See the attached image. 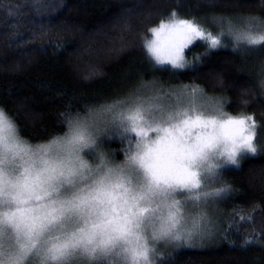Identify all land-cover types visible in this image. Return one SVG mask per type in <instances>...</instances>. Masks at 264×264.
Listing matches in <instances>:
<instances>
[{
    "label": "trees",
    "instance_id": "1",
    "mask_svg": "<svg viewBox=\"0 0 264 264\" xmlns=\"http://www.w3.org/2000/svg\"><path fill=\"white\" fill-rule=\"evenodd\" d=\"M249 17L264 19V0H0V107L31 144L66 133L69 115L83 118L146 89L151 97L198 88L226 116H254L257 153L218 170L214 188L230 191L217 199L216 236L160 260L264 264V46L237 45L228 32L229 21L242 27ZM173 18L220 44L198 39L184 67L158 64L147 42Z\"/></svg>",
    "mask_w": 264,
    "mask_h": 264
},
{
    "label": "clouds",
    "instance_id": "2",
    "mask_svg": "<svg viewBox=\"0 0 264 264\" xmlns=\"http://www.w3.org/2000/svg\"><path fill=\"white\" fill-rule=\"evenodd\" d=\"M188 107L191 111L190 103ZM197 107L211 116L210 105ZM0 114L11 125L0 131V173L6 184L0 212L22 209L24 231L32 234L22 264H131L137 238L150 248L166 243L197 211L195 190L166 178L157 183L141 161L160 144L162 129L183 119L181 110L145 114L144 123L122 113L107 124L89 125L87 146L68 143L67 126L66 133L52 134L43 142L50 146L47 151L32 148L27 154L8 150L28 137L3 107ZM175 162L178 155L172 153L158 161L161 169ZM207 167L208 162L200 165L201 181L207 178ZM100 188L111 196L97 198ZM17 189L23 190L19 202L14 198ZM5 231V250L15 251L11 230ZM109 240L112 246L102 251L101 242Z\"/></svg>",
    "mask_w": 264,
    "mask_h": 264
},
{
    "label": "snow or ice",
    "instance_id": "3",
    "mask_svg": "<svg viewBox=\"0 0 264 264\" xmlns=\"http://www.w3.org/2000/svg\"><path fill=\"white\" fill-rule=\"evenodd\" d=\"M228 32L232 35L240 45L243 42L249 46H264V19L249 17L245 19V24L238 27L228 22ZM157 40L153 41L149 48L155 55L156 60L163 62L168 60L171 64L177 67H184L182 62V50L194 40L205 39L210 41L212 48H216L220 44L219 39L215 36L205 35L197 24L179 20L171 24H161L160 30L156 31ZM235 50V49H234ZM87 79V77H86ZM260 89L264 91V79L260 81ZM183 119L175 126L164 127L161 142L156 149H151L141 158L144 166L149 170L153 179L159 183L161 179H170L175 184L187 188L190 191L195 190L196 201H205L209 196L219 198L224 193L230 191L225 188L213 193L203 191L201 186L200 165L208 162L207 178L219 177L220 163H230L237 165V155L241 150H246L252 154L257 153V148L253 141L256 138L252 129L256 126L254 116H240L235 118L218 119L216 116L203 118L200 115L192 116L189 111L181 110ZM213 111L219 112V106H216ZM145 114H155L153 111L142 109L138 103H133V107L129 108V116H134L138 123L145 122ZM61 115H64L63 113ZM251 121V123H249ZM69 127L68 143L73 145L87 146L90 137L86 136L89 123L85 118L79 115L67 117ZM5 126L9 128L6 118L0 114V131ZM264 129V125H261ZM201 130L199 134L193 135V130ZM210 130V131H209ZM184 141V143H181ZM0 146H2V138H0ZM179 146V147H178ZM50 146H40L38 150L47 151ZM9 151L16 154L23 152L27 154L31 151L30 148L23 146L20 143H14L8 146ZM264 151V147L260 149ZM172 153L178 155V162H175L167 169H161L159 159L162 154ZM3 161V156L0 155V162ZM6 184L2 173H0V195L4 194ZM23 190L17 189L15 199L19 202ZM111 196V194L103 189H98L97 198ZM135 202L128 205V212H133ZM143 211V209H140ZM24 212L17 208L11 212H0V264H22L23 258L29 250V245L32 243V234L24 231ZM191 222V221H190ZM190 224V223H189ZM185 228L173 235L168 243H174L175 247L181 245H192L199 242L203 244L206 240L213 239L219 231L218 226L214 221H210L211 226H195L193 223L190 227ZM6 229H10L16 242V250H5L4 236ZM24 237L22 240L21 237ZM102 251L107 252L112 246V242L102 241ZM248 243V241H245ZM154 248H150L147 241H141L137 238L134 246L131 249V264H162L161 260L154 261L152 254Z\"/></svg>",
    "mask_w": 264,
    "mask_h": 264
},
{
    "label": "rangeland",
    "instance_id": "4",
    "mask_svg": "<svg viewBox=\"0 0 264 264\" xmlns=\"http://www.w3.org/2000/svg\"><path fill=\"white\" fill-rule=\"evenodd\" d=\"M179 20H183V19L173 18V19H171V21L167 22L166 24H171V23H173L175 21H179ZM159 30H160V27L155 28L151 34V38L147 42L148 51L151 53L154 60H156V57L152 53L151 48H149L148 45H150L153 41L157 40L156 31H159ZM205 35L207 36L208 34L205 32ZM197 40H194L191 44L187 45L182 50L181 56H182V62L184 63V65L186 64V58H185L186 49L189 48L190 46H192ZM156 62L158 64H170L174 67H177V66L171 64V62L168 60H165L163 62H159L156 60ZM147 91H148V89L144 90V92H142V95H139L136 99H130V100L125 101V102L108 105L107 107L102 108L101 110L96 111L92 114H89L83 118H85L90 125L101 126V125L107 124L108 122H110L112 120H115L122 113L125 115L129 114L127 112V109L129 107L133 106L134 102L138 103L142 107V109L147 110V111H153L155 113H161V112H164V111L171 109V108H175L176 110L189 111L188 106L190 103L191 104V111H189V114L192 115L193 117L196 115H200L203 118H208L210 116L206 115L204 113V111L200 110L197 106L200 104H208L212 107V109H214L216 106H219V112L212 111L211 116H216V118H218V119L230 118V116H226V114L222 111V105L220 103L216 102L214 99H211V98L204 97V99H202V95H199V94H201V90H199L198 88H192V87L191 88H185L183 90H179L177 93H171V92H166V91L165 92H158V95L155 94V96H151V97L143 96L144 93H146ZM147 95H152V93L148 92ZM232 118H235V117H232ZM249 123H251V121ZM255 124H256V122H255ZM256 127H257V124L252 129V131L255 133V137H256ZM125 131L126 130L122 129L119 132V135L123 136ZM200 131L201 130H199V129H194L193 130L194 136L199 134ZM21 144L25 147L30 148V149L43 146V143L31 144V143H28L27 141H21ZM253 144H254V141H253ZM247 154H250V152H247L246 150H241L238 153V155H237L238 164L240 162V159ZM228 165H232V164L223 163L222 161H220L219 169L224 167V166H228ZM232 166H236V165H232ZM215 181H216V177H208L205 180L201 181V186H202L203 191L208 192V193L216 192L217 189L214 188ZM195 195H197V192L195 193ZM217 199L218 198L209 196L207 199V202L196 201L197 211H196V213H194L189 226L191 227L193 223L197 227L202 226V225L211 226L210 221L215 222L217 219ZM207 241L208 240H206L205 242H207ZM197 244L200 245L199 242H196V243H193L192 245H186L185 244V245H181L180 247H182V246L183 247L193 246V245H197ZM180 247H175L174 243H168V242L154 246L155 252L152 254V259L154 261H157L158 259L159 260L164 259L165 254H167L169 252L170 248L171 249H177Z\"/></svg>",
    "mask_w": 264,
    "mask_h": 264
}]
</instances>
